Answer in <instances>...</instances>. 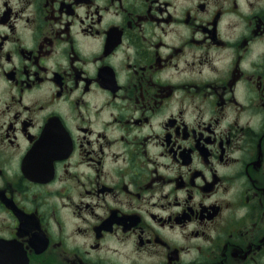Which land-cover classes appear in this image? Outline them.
<instances>
[{
  "label": "flooded vegetation",
  "instance_id": "1",
  "mask_svg": "<svg viewBox=\"0 0 264 264\" xmlns=\"http://www.w3.org/2000/svg\"><path fill=\"white\" fill-rule=\"evenodd\" d=\"M0 239L264 264V0H0Z\"/></svg>",
  "mask_w": 264,
  "mask_h": 264
},
{
  "label": "water",
  "instance_id": "2",
  "mask_svg": "<svg viewBox=\"0 0 264 264\" xmlns=\"http://www.w3.org/2000/svg\"><path fill=\"white\" fill-rule=\"evenodd\" d=\"M16 249L12 242L0 239V264H26L19 262L18 255H15Z\"/></svg>",
  "mask_w": 264,
  "mask_h": 264
}]
</instances>
